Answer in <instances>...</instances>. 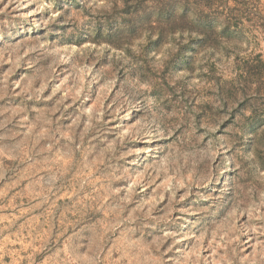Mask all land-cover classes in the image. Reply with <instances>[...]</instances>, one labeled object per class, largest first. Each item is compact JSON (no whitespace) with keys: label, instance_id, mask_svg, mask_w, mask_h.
Returning a JSON list of instances; mask_svg holds the SVG:
<instances>
[{"label":"rangeland","instance_id":"1","mask_svg":"<svg viewBox=\"0 0 264 264\" xmlns=\"http://www.w3.org/2000/svg\"><path fill=\"white\" fill-rule=\"evenodd\" d=\"M159 1L0 0V264H264V0Z\"/></svg>","mask_w":264,"mask_h":264},{"label":"trees","instance_id":"2","mask_svg":"<svg viewBox=\"0 0 264 264\" xmlns=\"http://www.w3.org/2000/svg\"><path fill=\"white\" fill-rule=\"evenodd\" d=\"M173 33L186 32L196 34L188 41H222L231 27V19L224 17L223 13L233 10L229 7L230 0H160ZM236 7L249 9L255 0H233ZM236 9V8H235Z\"/></svg>","mask_w":264,"mask_h":264}]
</instances>
